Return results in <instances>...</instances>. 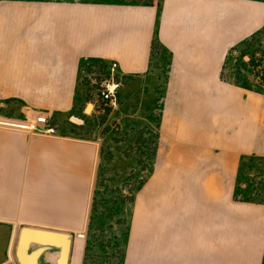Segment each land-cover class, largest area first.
Here are the masks:
<instances>
[{
	"label": "crops",
	"instance_id": "obj_1",
	"mask_svg": "<svg viewBox=\"0 0 264 264\" xmlns=\"http://www.w3.org/2000/svg\"><path fill=\"white\" fill-rule=\"evenodd\" d=\"M263 29L264 0L4 1L0 113L72 122L89 97L86 74L116 62L120 86L109 105L140 120L157 113L159 133L124 264H264V89L235 66ZM4 125L21 124L0 121V193L58 195L0 203V243L15 220L84 224L87 190L70 196L69 176L96 168L99 144L10 138L5 130L21 131ZM12 257L11 245L0 244V264H19ZM53 260L45 253L40 262Z\"/></svg>",
	"mask_w": 264,
	"mask_h": 264
},
{
	"label": "rangeland",
	"instance_id": "obj_2",
	"mask_svg": "<svg viewBox=\"0 0 264 264\" xmlns=\"http://www.w3.org/2000/svg\"><path fill=\"white\" fill-rule=\"evenodd\" d=\"M8 0H0V4ZM49 1V0H35ZM74 1L83 3H143L160 4L161 0H56ZM244 57L246 61L244 62ZM240 74L248 78L251 84L264 89V29L252 37L237 57ZM234 66V67H235ZM109 68V67H108ZM229 69V68H228ZM109 69H101L96 73H87L85 77L89 97L82 107L72 115L70 122L64 120V125H59L61 119L54 120L51 114L45 112L35 113L34 118L25 119L23 115H16L13 119L0 113V121L12 124L28 126L30 122L42 115H50L52 126L56 134L49 136L40 134L28 127L21 129L4 125V127L18 129L19 131L5 130L7 137L20 135V137L32 136L36 138H74L99 144V153L96 168L91 166L89 174L86 166L76 168L74 174L69 176L74 181L70 187V196L81 197L76 194L80 189L87 190L84 200L85 223L78 227L59 225H34L26 221L15 220V227H9L5 240L0 244L9 243L16 260L15 251L19 233L22 227H33L45 230L65 232L71 235L72 251L69 264H124L127 239L131 231V214L136 191L151 172L154 165V154L158 140L157 113L147 115L140 120L133 114L117 113L114 106L105 104L101 97V85L110 77ZM160 101V99H159ZM122 110H126L123 108ZM127 111V110H126ZM132 116V117H131ZM70 118V117H69ZM22 145V144H21ZM10 147V146H9ZM11 149V148H10ZM26 147L21 146L24 152ZM262 164V176L264 173V160ZM88 174V176H87ZM260 178L261 181H264ZM70 181V183H72ZM58 194L31 195L12 192L0 193V203L3 206L8 203V198L15 201L19 207L28 206L30 199L41 203H53ZM24 219H26L24 217ZM27 220V219H26ZM33 246L32 249H35ZM58 250H50L53 260ZM82 254V255H81ZM82 256V261L80 259ZM17 261V260H16ZM43 261L42 264H53Z\"/></svg>",
	"mask_w": 264,
	"mask_h": 264
},
{
	"label": "water",
	"instance_id": "obj_3",
	"mask_svg": "<svg viewBox=\"0 0 264 264\" xmlns=\"http://www.w3.org/2000/svg\"><path fill=\"white\" fill-rule=\"evenodd\" d=\"M36 246L35 249H32ZM58 250L56 264H69L72 239L69 233L22 227L15 251L19 264H41L40 260L50 250Z\"/></svg>",
	"mask_w": 264,
	"mask_h": 264
},
{
	"label": "built area",
	"instance_id": "obj_4",
	"mask_svg": "<svg viewBox=\"0 0 264 264\" xmlns=\"http://www.w3.org/2000/svg\"><path fill=\"white\" fill-rule=\"evenodd\" d=\"M118 68V64L113 62L111 64V74L101 85L100 97L105 104H112L115 102L116 94L119 89L120 83L115 79V70ZM31 131L53 136L56 134V129L50 126V115L38 116L33 122H30L27 126Z\"/></svg>",
	"mask_w": 264,
	"mask_h": 264
},
{
	"label": "bare ground",
	"instance_id": "obj_5",
	"mask_svg": "<svg viewBox=\"0 0 264 264\" xmlns=\"http://www.w3.org/2000/svg\"><path fill=\"white\" fill-rule=\"evenodd\" d=\"M17 127L22 128V129H28V127L25 126V125H20V126H17Z\"/></svg>",
	"mask_w": 264,
	"mask_h": 264
}]
</instances>
